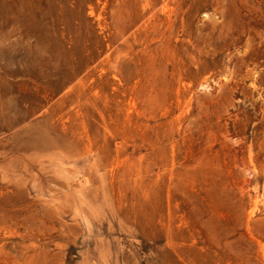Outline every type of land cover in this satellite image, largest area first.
<instances>
[{"label":"rangeland","instance_id":"obj_1","mask_svg":"<svg viewBox=\"0 0 264 264\" xmlns=\"http://www.w3.org/2000/svg\"><path fill=\"white\" fill-rule=\"evenodd\" d=\"M0 264H264V0H0Z\"/></svg>","mask_w":264,"mask_h":264}]
</instances>
